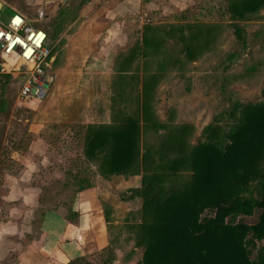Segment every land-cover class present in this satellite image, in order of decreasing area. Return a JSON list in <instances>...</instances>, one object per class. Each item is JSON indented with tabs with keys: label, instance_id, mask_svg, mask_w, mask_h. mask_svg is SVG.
Instances as JSON below:
<instances>
[{
	"label": "trees",
	"instance_id": "1",
	"mask_svg": "<svg viewBox=\"0 0 264 264\" xmlns=\"http://www.w3.org/2000/svg\"><path fill=\"white\" fill-rule=\"evenodd\" d=\"M224 3L233 21H245L264 6V0ZM212 8L226 12L223 5ZM67 14L65 6L58 17ZM186 18V14L178 15L177 22ZM74 20L71 15L65 18L67 24ZM179 25L146 28L142 57L167 55L168 44L176 36L183 45L177 63L184 65L185 58H194V36L186 31L190 27ZM234 27L238 42L246 46L241 27ZM235 57L228 56L231 62ZM149 91L145 81L143 102L117 127L82 126L77 130L74 139L80 163L68 170L82 179L75 184L77 191L94 185L84 179L93 173L84 163H94L107 177L143 176L140 188L122 195V201L142 202L140 222L135 226L136 247L143 249L139 264H264V249L259 247L264 241V86L257 103L229 98L227 107L192 145L184 130L148 119ZM149 129L157 134L159 147L146 140L143 143ZM69 211L67 219L74 223L78 214ZM250 217H257V222L249 225L240 219ZM117 262L116 249L110 245L68 264Z\"/></svg>",
	"mask_w": 264,
	"mask_h": 264
},
{
	"label": "crops",
	"instance_id": "2",
	"mask_svg": "<svg viewBox=\"0 0 264 264\" xmlns=\"http://www.w3.org/2000/svg\"><path fill=\"white\" fill-rule=\"evenodd\" d=\"M0 4L1 17L9 10L30 22L29 15L38 12L40 20L43 17L42 23L51 22L52 31L43 30L48 35L47 45L52 48L46 69L48 97L43 101L31 100L22 107L32 109L40 118L41 127L31 133L34 141L41 139L44 150L55 152L56 148H66L76 154L74 159L53 163L44 158L42 167L66 170V167H74L81 156L73 136L76 133L69 135V141L62 138L63 141L57 143L54 138L60 132H55L53 126L117 127L143 102L145 81L150 87L148 103L153 102L159 74L150 68L152 59L142 57L143 37L149 27L145 23L154 21L152 25H161L162 22L154 19L158 11L163 9L161 15L167 17L173 11L183 12L194 3L192 0H80L76 9L71 0H0ZM65 6L67 16H75L69 24L65 21L67 16L58 17L60 8ZM1 69L0 59V114L12 103L8 100V90L13 83L20 84L15 76L4 74ZM84 165L92 167L93 173L84 179L94 185L80 192L75 186L82 180L79 176L67 173L68 170L48 173L47 181L55 176L65 190L76 188L72 195L76 199L71 206L42 211L39 232L25 244L21 241L32 234L34 211L42 200L38 187L29 186L35 170L28 168L25 178L7 176L5 181L11 194L8 201H21L22 205L12 210L7 223L0 225L2 253L6 249L17 252L18 264H68L110 246L104 202L108 201L114 187L123 183L130 189L143 176L107 177L94 163ZM69 210L78 214L74 223L67 219Z\"/></svg>",
	"mask_w": 264,
	"mask_h": 264
},
{
	"label": "rangeland",
	"instance_id": "3",
	"mask_svg": "<svg viewBox=\"0 0 264 264\" xmlns=\"http://www.w3.org/2000/svg\"><path fill=\"white\" fill-rule=\"evenodd\" d=\"M79 1L71 0L75 9L79 7L77 6ZM192 2L194 4L183 12L173 11L174 13L168 14L167 17L161 15L163 9L158 11L154 19L157 18L162 22L161 25H152L154 21L145 23L146 26L155 28L187 24L190 27L186 30L187 35L194 36L195 57L191 60L183 59L184 65H179L176 61L181 57L180 50L183 47L176 36L170 40V45L168 44L170 53L151 57L150 68L152 71H157L159 80L152 94L153 102L149 103L150 117H148L153 123L184 130L190 145L194 144L203 129L227 107L229 98L244 103H257L262 99L264 86V6L257 14L247 17L245 21L240 19L233 21L227 14L224 0H192ZM213 5L218 7L223 5L225 14L213 10ZM183 14H186V21L177 22V16ZM12 15L13 12L6 10L2 19L6 21ZM29 19L32 28L52 31L51 22L42 23L38 12L30 14ZM234 25L241 27V32L247 39L246 46L238 42ZM232 54L236 55L233 62L228 58ZM19 85L13 83L8 90V100L12 103L6 105L0 114V225L7 223L12 210L21 208L22 205L21 201L18 203L8 201L11 199V194L5 179L7 176L25 178L28 168L29 171L35 170L32 171L33 176L29 186L38 187L42 200L38 209L34 211L32 234L26 235V239L24 237L21 241L25 244L35 238L39 232L42 211L48 208L71 206L72 195L76 190L73 186H70L73 187L72 189L65 190L55 176H50L53 180L47 181L49 174L63 173L69 168L62 170L54 166L42 167V160L46 158V162L53 163L58 160L74 159L76 154L68 152L66 148L64 150L56 148L58 151L55 152L50 149L48 152L43 149L41 139L34 141L32 133L36 132L37 127H41V120L35 116L32 109L22 107L23 104L18 101L21 89ZM157 99L159 102L156 101ZM143 123L144 121L142 126ZM53 127L55 132H60L57 138H54V142L60 143L63 140L69 141V135L75 134L80 126ZM146 132L143 134V143L146 140L153 147H159L160 141L155 131L149 129ZM77 159L75 164L80 163L79 157ZM14 164L21 168H16ZM35 165L37 167H34ZM138 185L140 188L142 179L132 188ZM126 186L122 183L109 192V199L104 202L105 218L108 222L110 245L118 254L117 264H139L143 257V249L136 247L135 226L140 222L142 202L138 199L122 201V195H128V191L132 189H127ZM18 214L15 217H18ZM240 219L249 225L257 222V217ZM259 247L264 249V241ZM0 253V264H17V252H9L6 249L2 253L0 248Z\"/></svg>",
	"mask_w": 264,
	"mask_h": 264
},
{
	"label": "built area",
	"instance_id": "4",
	"mask_svg": "<svg viewBox=\"0 0 264 264\" xmlns=\"http://www.w3.org/2000/svg\"><path fill=\"white\" fill-rule=\"evenodd\" d=\"M47 40V33L32 28L24 16L14 14L5 21L0 15L1 72L20 80L18 101L22 104L48 97L46 69L52 58V48Z\"/></svg>",
	"mask_w": 264,
	"mask_h": 264
},
{
	"label": "water",
	"instance_id": "5",
	"mask_svg": "<svg viewBox=\"0 0 264 264\" xmlns=\"http://www.w3.org/2000/svg\"><path fill=\"white\" fill-rule=\"evenodd\" d=\"M0 6H1V4H0Z\"/></svg>",
	"mask_w": 264,
	"mask_h": 264
}]
</instances>
